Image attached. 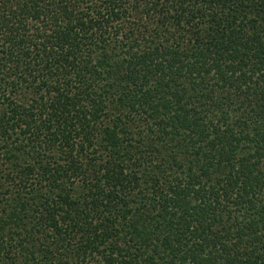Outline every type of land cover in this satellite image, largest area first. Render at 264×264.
<instances>
[{
	"label": "trees",
	"instance_id": "obj_1",
	"mask_svg": "<svg viewBox=\"0 0 264 264\" xmlns=\"http://www.w3.org/2000/svg\"><path fill=\"white\" fill-rule=\"evenodd\" d=\"M0 264H264V0H0Z\"/></svg>",
	"mask_w": 264,
	"mask_h": 264
}]
</instances>
